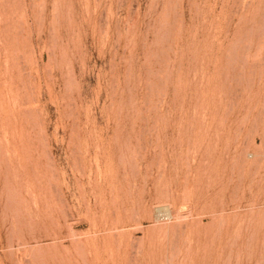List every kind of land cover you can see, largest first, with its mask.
<instances>
[{"label":"rangeland","instance_id":"1","mask_svg":"<svg viewBox=\"0 0 264 264\" xmlns=\"http://www.w3.org/2000/svg\"><path fill=\"white\" fill-rule=\"evenodd\" d=\"M0 264H264V0H0Z\"/></svg>","mask_w":264,"mask_h":264}]
</instances>
